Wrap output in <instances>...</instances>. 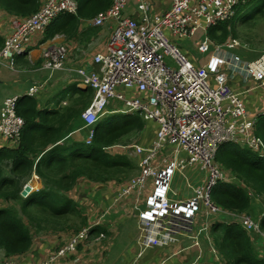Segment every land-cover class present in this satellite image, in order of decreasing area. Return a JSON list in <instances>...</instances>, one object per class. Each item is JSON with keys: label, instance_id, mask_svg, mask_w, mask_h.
<instances>
[{"label": "built area", "instance_id": "1", "mask_svg": "<svg viewBox=\"0 0 264 264\" xmlns=\"http://www.w3.org/2000/svg\"><path fill=\"white\" fill-rule=\"evenodd\" d=\"M252 1L170 0L171 8L156 16L148 4L138 0L139 22L124 15L127 0H113L107 10L91 20L93 27L112 23L113 28L105 53L93 57L100 71L75 70L82 86L93 92L89 106L81 114L82 121L90 128L85 144H91L95 135L93 126L111 103L120 104L125 113L155 125L150 144L113 146L138 160V174L118 189L112 206L131 200L138 244L142 248L167 247L180 236L197 246L198 238L203 239L209 233L213 218L219 217L227 224L239 220L246 232L258 234L264 241L259 221L249 214L222 211L212 202L216 186L235 182L215 162L221 146L247 148L264 159V141L255 133L254 116L247 112L242 94L229 86L224 72L233 66L262 88L264 56L242 65L234 51L245 47L230 38L222 45H215L208 36L212 27L229 22L238 8ZM77 14L76 0H46L30 17L13 21L0 50V64L6 61L9 67H14L15 57L25 54L34 34L44 32L62 15L77 17ZM198 31L204 35L197 44V52L210 57L209 65L201 68L173 40L191 38ZM66 53L62 46L50 47L43 53L47 59L45 67L52 71L64 69ZM40 88L32 86L26 97L35 96ZM20 97L5 99L0 111V135L12 149L19 147L24 127L23 118L17 114ZM191 170L202 174V182L196 186L185 177V172ZM175 176L185 181L190 198L178 199L173 193ZM37 190L25 184L21 196L27 198ZM171 194L175 197H170ZM106 214H99L91 225L81 229L46 260L29 264H57L71 257L79 261L75 256L77 248L89 239L94 227L102 224ZM198 218L203 224L196 227ZM193 234L195 238L191 237ZM211 252L215 254L213 248ZM0 264L20 262L10 258Z\"/></svg>", "mask_w": 264, "mask_h": 264}, {"label": "trees", "instance_id": "2", "mask_svg": "<svg viewBox=\"0 0 264 264\" xmlns=\"http://www.w3.org/2000/svg\"><path fill=\"white\" fill-rule=\"evenodd\" d=\"M76 1L77 17L62 15L75 24L86 14L94 15L107 10L113 0ZM255 1L258 5L252 14L263 13L264 0ZM30 8L31 13L37 11L35 1ZM247 11L248 6L239 8L235 16L243 15L240 20L244 21L249 17ZM233 19L212 27L208 36L218 42L236 38ZM91 92H81L77 103L85 107L92 98ZM80 113L81 110L63 109L46 114L37 109L32 99L26 97L18 101L17 114L24 120L20 145L16 149L0 150V250L7 259L26 254L36 231L63 232L70 227L69 223L73 226L72 223L79 220L75 233V230L94 222L89 224L88 218L84 219L78 211L76 201L69 197L78 180L85 179L95 184L123 183L135 175L136 168L127 156L111 154L109 150L143 129L142 139H145L148 132L147 125L143 123L145 121L131 115L122 116L121 121L116 122L112 120L115 116H107L94 127L95 135L90 145H86L85 141H65V133ZM257 122L263 130L261 135L256 131V135L264 141V115ZM110 123L115 125L110 127ZM246 150L250 151L227 144L215 158L219 167L232 175L235 182L221 184L226 187L215 190L212 201L218 209L231 214L249 213L252 194L264 199V159L251 151L253 155H248ZM32 175L40 179L42 188L23 198L22 186ZM9 203L16 205L6 207ZM214 220L209 228L213 239L211 241L208 237L206 242L213 244V247L210 246L215 251L214 258L218 264H264V254H260L254 244L258 239L256 234L246 232L239 220L229 224ZM259 226L264 233V214L259 219ZM101 235L99 233L98 239H103Z\"/></svg>", "mask_w": 264, "mask_h": 264}, {"label": "crops", "instance_id": "3", "mask_svg": "<svg viewBox=\"0 0 264 264\" xmlns=\"http://www.w3.org/2000/svg\"><path fill=\"white\" fill-rule=\"evenodd\" d=\"M34 1L38 5V11L46 0H0V50L3 48L5 38L10 32L11 23L25 20L35 13L30 12L32 9L30 6H34ZM143 1L149 5L151 13L156 16L164 14L171 8L170 0ZM137 5L138 0H127L124 15L140 22ZM96 15L86 14L82 18H78L76 24L72 21L69 22L64 16L58 17L44 32L33 35L32 40L25 47V54L15 57L14 67H9L6 61L1 63L0 111L5 99L12 96H21L20 99L25 98L29 88L39 85L41 88L37 94L31 98L27 97V99L34 100L37 109L46 114L63 109L81 110L80 116L73 121L70 130L65 133L64 140L85 141L89 134V128L80 117L82 112L89 106L92 98L86 103L85 107L83 104L77 103L81 92L91 91L82 86L75 70L82 68L91 73L100 71V66L93 62V57L105 53L113 28L112 23H106L101 27H93L91 20ZM247 15L249 18L254 16L248 12ZM203 35V32L198 31L191 38L173 39L177 46L189 56L193 64L199 68L210 63L209 55H201L197 52V44L203 39ZM57 46L64 47L67 52L64 69L52 71L45 67L47 59L43 53L50 47ZM238 50H246V48L234 51L235 56L240 59L242 65L253 63L262 56V54L258 55L256 52L241 55L237 52ZM168 64L170 65L169 61ZM224 72L229 86L235 93L242 94L247 112L254 116L255 124L258 123L257 119L264 115V87H257L258 84L252 77L235 70L233 66L225 68ZM116 107V103L109 104L97 123L111 115ZM153 127H155L154 123L148 122L147 131H153ZM153 133L155 135V129ZM4 148L12 149L0 135V150ZM119 154L126 155L123 151ZM133 159L137 162L134 165L137 168L138 160ZM187 173L188 175L185 177L191 185L196 186L202 182V174L197 170H191ZM177 179L180 178L177 176ZM25 184H29L34 190L42 188L40 179L35 175H32L23 186ZM123 185L116 182H106L93 185L89 191L88 186L84 185L81 188V194L77 198L73 195L74 190L69 194V197L74 201L79 199L81 202L82 198H85L82 201L83 203L80 204L89 210V224L99 214L104 212L107 214L102 224L94 227L89 239L78 247L75 256L79 261L75 262L74 257H71L73 259L58 261L57 264H218L212 259L211 252L202 251L201 243H198L197 248H195L189 244L188 240L184 238L185 236H180L176 243H172L167 247L142 248L138 244L139 233L131 200L119 204L118 207L112 206L113 197ZM175 193L178 199L191 197L190 191L186 188H182ZM170 197L175 196L171 194ZM255 205H258V202L253 200L251 210L247 214L251 216L253 210L256 215L262 216L264 213L263 206L258 205L262 212L257 213ZM222 219L219 217L216 220L222 222ZM235 221L233 220V222ZM201 224H203L202 219L198 218L196 227ZM210 226L209 224V228ZM97 231L99 232L97 233ZM99 233L102 234L103 239H98ZM73 236L72 234L66 236L64 232H49L47 235L35 234L29 251L23 256L16 257L18 259L13 258L18 260L20 264L41 262L51 256ZM254 244L257 251L264 254V241L258 238ZM5 259L7 258L0 250V261L4 262Z\"/></svg>", "mask_w": 264, "mask_h": 264}, {"label": "rangeland", "instance_id": "4", "mask_svg": "<svg viewBox=\"0 0 264 264\" xmlns=\"http://www.w3.org/2000/svg\"><path fill=\"white\" fill-rule=\"evenodd\" d=\"M257 5H258L257 1H252L251 3H249L247 5L248 6V11L247 12L249 14H252L254 7L256 8ZM240 16L241 15H238V16L236 15V18L233 19V23L235 24L234 27L236 29V36H235L236 38L235 39H237L236 41L240 44V46L241 47H245L246 50H238L237 52H239V54H241V55H245V54H247L249 52H252V53L256 52L258 55L262 54L264 56V12L263 13H258L256 15L252 16L251 18L248 17L244 21H241L239 19ZM229 22H224V23H229ZM211 40H212L213 44H215V45H222V44H224L227 41V40H224L223 42H218L217 40H213V39H211ZM170 65H172L171 62H170ZM117 107L122 109V110H124V108L120 104H117ZM115 114L108 115V116H115L112 120L116 121V122H120L122 116H131V114H129V113H118V114L115 113ZM143 123H144L145 126L147 125L146 122H143ZM114 125L115 124H111L110 123V127H112ZM262 130H263V127H261V124L256 125V131H257L258 135L262 134ZM143 131H144V129H143ZM143 131L142 132L140 131V132L133 133L132 134L133 137H131L130 139H124L125 142H123V144H120L118 146H120V147L121 146H127L129 144L134 143V142H139V144H143V145L150 144V142H151V140L153 138V135H154V133H153L154 130L150 131V132H147V134L144 137L145 139H142L143 134H144ZM224 147H227V145L223 146L219 150L224 149ZM121 151H122V149H119L117 147L116 148L111 147V149L109 150V152L111 154L119 153ZM246 152H247L248 155H251V156L253 155L250 151L246 150ZM125 156H127L130 159V161H131V163L133 165H136L137 162H136V160H134L132 158L131 155H125ZM134 172L136 173L135 170H134ZM187 172H189V171H187ZM187 172H185L186 175H188ZM137 174H138V172L134 176H132L129 179H127L124 183H119V184H126L128 181H130ZM179 178L180 179H177V176H175L174 182H173V184L171 186L172 189L175 192H179L182 188H186L185 187V185H186L185 181L181 177H179ZM84 185L88 186V191H89L90 187L95 185V183L89 182L88 180L85 181V179L78 180L76 185H75V187L73 188V190H74L73 191V195L76 198L81 194V191H82L81 188ZM221 187H226V186H223V185L220 184V185L216 186V190L220 189ZM38 190H40V189H38ZM252 198H253V200L258 202L259 206H261V207L263 206V208H264V199H263V197H258V196H255V195L252 194ZM83 199H85V198H82L81 202H80L79 199L76 200V204H77L78 211L81 213L82 217L84 219L85 218L87 219L90 213H89V210L86 207L81 206L80 203H83L82 202ZM15 205H16V203H11V204L9 203V204H6V207H10V206L14 207ZM258 205H255V207H256L255 210L257 211V213H261L262 209L260 207H258ZM251 217L254 219V221H259L261 216L256 215L255 212L252 210L251 211ZM226 222L227 221L223 218L222 219V223L226 224ZM72 224H73V226H71L70 223H69L70 227L67 230L63 231L66 234V236H68L70 234H76V233H78L81 230V229H79L78 231L75 230L76 232L74 233V229L76 228V225L80 224L79 220H77L76 222H74ZM36 232L33 233V237H32L33 239H34V235L35 234L42 233V234L47 235L50 231H48V232H46V231H36ZM195 233H196V231H195ZM194 234L191 236L192 238L196 237ZM256 235L258 236V234H256ZM207 237H209V239L212 241L213 235L208 233L207 236H203V239L198 238V242L201 243L202 251L209 253V252H211V248L213 247V244H209V243L206 242V238ZM185 239H187V238H185ZM187 240H188L189 244L191 246H193V241L189 240V239H187ZM193 247L197 248L196 246H193ZM3 254H4V252H3ZM211 256H212V259L215 260V258H214L215 254L213 252H211ZM16 259H18V258H16ZM5 260H7V259H5ZM1 262L2 261H0V263Z\"/></svg>", "mask_w": 264, "mask_h": 264}, {"label": "clouds", "instance_id": "5", "mask_svg": "<svg viewBox=\"0 0 264 264\" xmlns=\"http://www.w3.org/2000/svg\"><path fill=\"white\" fill-rule=\"evenodd\" d=\"M253 1H255V0H253ZM246 6H247V5H246ZM244 7H245V6H244ZM241 8H242V7H241ZM238 9H239V8H238ZM238 9H237V10H238ZM237 10H236V11H237ZM236 15H237V14H236ZM234 18H236V16H234ZM230 21H231V20H230ZM209 38H210V37H209ZM210 39H211V38H210ZM230 39H232V38H230ZM234 40H237V39L234 38ZM92 97H93V95H92ZM115 113L118 114V113H125V112H124V110H122V109L116 107V109H115L113 112H111V115H112V114H115ZM115 115H116V114H115ZM134 116H136V115H134ZM80 118H81V117H80ZM139 118H140V117H139ZM81 120H82V119H81ZM96 124H97V122H96L95 125L93 126V129H94V127L96 126ZM256 125H257V123L255 124V133H256ZM88 128H89V127H88ZM89 129H90V128H89ZM94 133H95V130H94ZM135 168H136V167H135ZM136 172H137V169H136ZM135 174H136V173H135ZM123 183H124V182H123ZM219 185H220V184H219ZM252 219H253V218H252ZM231 223H232V222H231ZM228 224H229V223H228Z\"/></svg>", "mask_w": 264, "mask_h": 264}, {"label": "bare ground", "instance_id": "6", "mask_svg": "<svg viewBox=\"0 0 264 264\" xmlns=\"http://www.w3.org/2000/svg\"><path fill=\"white\" fill-rule=\"evenodd\" d=\"M26 98V97H25Z\"/></svg>", "mask_w": 264, "mask_h": 264}]
</instances>
